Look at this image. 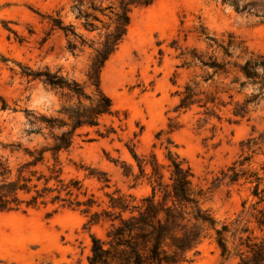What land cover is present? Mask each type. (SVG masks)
Masks as SVG:
<instances>
[{"label": "rangeland", "instance_id": "374dc122", "mask_svg": "<svg viewBox=\"0 0 264 264\" xmlns=\"http://www.w3.org/2000/svg\"><path fill=\"white\" fill-rule=\"evenodd\" d=\"M249 2H254L250 10H236L225 0H153L132 7L126 33L100 73L101 88L121 119L104 116L101 123L114 126L117 133L101 137L96 128H81L71 147L59 154L62 177L78 179L86 191L78 198L95 200L91 212L108 209L107 193L116 189L137 199L150 193L145 177L134 180L123 173L122 162L138 173L129 147L146 157L154 153L166 181L167 149L183 158L193 171V192L216 226L232 220L242 200L251 199L249 182L221 180V172L246 155L241 167L264 179V145H247L249 138L264 132V93L247 103L243 116L234 113L259 91L258 83H244L240 66L246 60H264V0H241ZM108 3L102 0L103 6ZM57 12L64 24L96 40V31L88 32L75 18L71 0H0V158L11 167L12 177L29 159L22 148L51 142L26 134L30 113L57 116L60 107L46 86L49 93L39 98L38 88L44 85L27 82L23 68L59 69L88 92L93 89L86 77L92 50H67L62 32L49 30L46 15ZM98 16L105 24L110 21ZM256 71L264 77V65ZM186 85L195 101L177 109ZM102 124L98 129L104 132ZM18 143L21 149L11 152L8 144ZM45 157L35 169L47 174L52 158L49 152ZM102 171L108 183L98 179ZM89 219L81 207L51 203L0 211V264H89L91 234L105 239L110 224L105 213L97 222ZM206 232L198 253H189L194 264L219 260L214 231L208 227Z\"/></svg>", "mask_w": 264, "mask_h": 264}, {"label": "trees", "instance_id": "16d2710c", "mask_svg": "<svg viewBox=\"0 0 264 264\" xmlns=\"http://www.w3.org/2000/svg\"><path fill=\"white\" fill-rule=\"evenodd\" d=\"M114 1L117 2L116 6ZM152 1L110 0L103 6L102 0H71V11L75 18L81 20L88 32L96 31V40L86 39L73 24H64L58 12L55 16L46 15L49 30L62 32L69 52L75 54L86 47L91 48L92 57L86 77L93 89L88 92L82 82L62 74L59 69L50 70L48 66L37 70L28 66L23 68L21 75L26 76L27 82L38 80L48 87L60 100V107L57 116L30 113V127L26 134H40L44 139L50 138L51 142L42 144L38 149L22 148L29 159L17 166L14 177L7 161L0 158V211L15 210L22 205L33 207L51 203L81 207L83 212L90 215L89 222H97L100 215L105 213L110 224L105 230V239L91 234L89 264H194L189 253H198V246L206 237L208 227L213 229V238L219 249V260L215 264H264V179L257 171L241 167L249 155L235 160L227 170L221 172V180L227 179L234 183L243 179V182H249L251 199H243L240 212L219 226H216L210 211L200 205L193 192L190 165L169 148L166 153L169 160L166 181L154 153L146 157L129 147L138 173L133 172L131 165L122 162L123 173L134 180L145 177L150 184V193L137 199L116 189L107 193L108 209L101 212H91L95 204L92 196L78 198L80 193L86 195L78 179L65 180L61 175L59 154L71 147L79 129L96 128L95 131L101 137L117 133L114 126L101 123L104 116L121 119L118 110L112 106L111 98L101 88L100 73L105 61L116 51L126 33L132 7L147 5ZM225 1L236 10L254 7V2L241 4V0ZM98 13L108 16L110 21L105 24ZM95 21L101 22V25ZM258 65H264V60H246L240 66L247 80L244 83H258L259 91L246 99L234 111L235 115L243 116L247 103L264 93V77L257 73ZM193 95L189 85H186L176 108L192 104L195 101ZM5 107L3 102L1 108ZM101 124L105 128L104 132L98 129ZM256 144L264 145V132L247 140L248 147ZM8 145L11 152L21 149L19 143ZM46 152L52 158V162L46 164L47 174L35 169L38 164L45 163ZM237 164L240 167H236ZM261 168L264 169V162ZM98 179L106 183L109 181L104 171L100 172ZM22 194L29 196L24 198Z\"/></svg>", "mask_w": 264, "mask_h": 264}, {"label": "water", "instance_id": "95a60500", "mask_svg": "<svg viewBox=\"0 0 264 264\" xmlns=\"http://www.w3.org/2000/svg\"><path fill=\"white\" fill-rule=\"evenodd\" d=\"M49 91H50V90H49L48 88H45V86H40V87L38 88L39 98H41V97L47 95V94L49 93Z\"/></svg>", "mask_w": 264, "mask_h": 264}]
</instances>
